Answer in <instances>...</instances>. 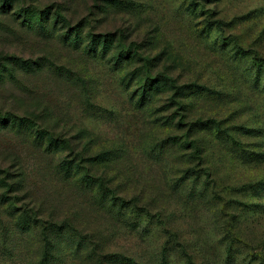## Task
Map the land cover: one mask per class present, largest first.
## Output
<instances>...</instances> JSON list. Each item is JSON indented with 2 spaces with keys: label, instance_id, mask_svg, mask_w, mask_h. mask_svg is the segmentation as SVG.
I'll list each match as a JSON object with an SVG mask.
<instances>
[{
  "label": "rangeland",
  "instance_id": "1",
  "mask_svg": "<svg viewBox=\"0 0 264 264\" xmlns=\"http://www.w3.org/2000/svg\"><path fill=\"white\" fill-rule=\"evenodd\" d=\"M49 2L74 23L88 21L87 31L135 43L154 61L150 76L165 73L211 94L187 90L170 107L173 91L138 106L132 92L139 82L123 73L140 63L114 67L57 36L39 37L16 12L0 14V64L12 66L8 58L17 57L35 68L17 69L16 79L5 73L0 115L30 118L99 158L86 168L151 213L113 215L95 189L62 181L55 168L61 156L47 143L1 122L0 174L22 189H0V264L40 260V238L14 228L10 200L45 223L69 221L78 238L93 241L89 250L64 241L54 264L128 263L114 255L138 264H264V0ZM199 121L210 128L200 123L188 135Z\"/></svg>",
  "mask_w": 264,
  "mask_h": 264
},
{
  "label": "trees",
  "instance_id": "2",
  "mask_svg": "<svg viewBox=\"0 0 264 264\" xmlns=\"http://www.w3.org/2000/svg\"><path fill=\"white\" fill-rule=\"evenodd\" d=\"M51 0H0V14L7 15L13 11V13L20 16V24L27 30L32 31L39 37L48 38L57 36L58 40L64 44H68L75 50H83L86 54L93 58L103 57L108 59L114 67L123 68V70L129 67H135L137 64H141L140 68H137L133 72L123 73L124 76L133 77L138 80L139 85L134 89L132 94L135 96V100L138 106L145 107L150 104H154L157 100L155 96L163 95L162 93L174 92L171 97L170 104L168 106L179 104L176 101L177 97L186 95L187 90H195L201 92V94L211 91L204 86L198 84H188L185 86L177 85L173 79L167 74H158L155 77L150 76L154 61L145 57L140 51V47L135 43L132 46L122 38V34L117 32L107 31L104 33L94 32L92 26L87 31L89 25L88 21H79L74 23L72 18L64 12V9L59 6L60 4H54L49 2ZM47 2V3H43ZM204 5L200 4L198 9L203 11ZM10 65L0 64V83L5 80V73L8 72L12 79H16V70L21 69L25 72L33 71L34 63L21 58L12 57L8 58ZM36 65V64H35ZM37 66H41L38 65ZM260 68V67H259ZM263 71L262 68H260ZM127 78V77H126ZM133 86V85H132ZM184 107V106H183ZM182 107V108H183ZM177 118V117H176ZM174 118V119H176ZM10 125L16 130H25L28 134H31L40 143H47V147L51 154L55 156H61L55 168L59 173L62 181L74 180L78 182L79 186L89 187L97 191L96 197L105 206L109 208V211L113 215L127 214L130 211L129 217H136L135 220H139L144 216H151L148 209L139 208L133 202H129L124 198L118 196V194L110 189L108 184L100 176L94 175L85 165L95 164L99 158L85 157L84 153H78L74 150L73 146L69 143L65 144L63 140L56 137L49 130L40 129L38 123L27 117H18L14 115H0V123ZM191 124L189 133L197 132L196 125L200 124V127L205 129L210 128L208 122H195ZM179 126L181 124H178ZM220 128V127H218ZM218 134H223L222 130H218ZM189 137V136H188ZM188 137L181 140L183 147H188L190 142ZM172 139H168L170 141ZM193 144L192 147L197 149V145ZM69 151L64 156V153ZM87 163V164H85ZM20 184H14L9 181L8 178L1 176L0 174V189L10 190L16 192L21 190ZM1 200H9L11 196L5 195L2 190ZM7 213L13 218L14 228L25 234H31L37 232L40 242V260L39 264H54L55 255L60 252L61 246L64 241L69 240L74 246H78L81 249L85 248L89 250L93 241L83 240L78 234L77 228L73 227L69 221L63 220H51L49 223H45L42 218L35 216L33 211L20 208L16 206L15 200H10L5 207ZM125 211V212H124ZM127 217V215L125 216ZM78 241V242H77ZM95 255L96 252H91ZM112 259H119L120 263L127 261L126 264H138L134 260L122 256H112Z\"/></svg>",
  "mask_w": 264,
  "mask_h": 264
}]
</instances>
